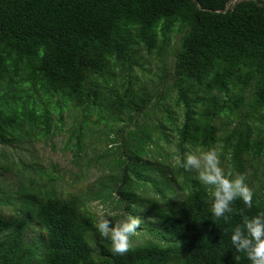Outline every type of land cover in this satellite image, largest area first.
Instances as JSON below:
<instances>
[{
    "label": "trees",
    "instance_id": "16d2710c",
    "mask_svg": "<svg viewBox=\"0 0 264 264\" xmlns=\"http://www.w3.org/2000/svg\"><path fill=\"white\" fill-rule=\"evenodd\" d=\"M198 2L0 0V163L14 164L8 147L57 135L68 114L76 165L91 138L105 147L84 165L110 171L98 190L75 193L59 173L19 162L16 191L0 180V264H237L236 255L250 264L230 237L264 211L263 178L261 187L250 178L264 164V0ZM176 31L172 83L157 96L135 70L142 49L164 56ZM152 105L156 122H140ZM172 134L176 155L219 146L230 171L246 176L252 207L237 199L231 220L214 222L196 173L154 148ZM95 200L145 220L126 255H113L94 227ZM34 220L46 234L30 241Z\"/></svg>",
    "mask_w": 264,
    "mask_h": 264
},
{
    "label": "rangeland",
    "instance_id": "374dc122",
    "mask_svg": "<svg viewBox=\"0 0 264 264\" xmlns=\"http://www.w3.org/2000/svg\"><path fill=\"white\" fill-rule=\"evenodd\" d=\"M181 36V32L176 31L173 34L174 40L170 44L169 50L165 53L164 56H159L158 51H154L153 53H148L145 49H142V62L143 67L137 68L135 70L136 75L141 79L139 81V86L143 89L148 90L152 94H157V96L162 95L167 92L168 87L172 83L173 72L175 69V50L177 47V41ZM153 96V95H152ZM156 96V97H157ZM154 98V100L156 99ZM162 104H166L168 107L175 109L174 99L165 98L161 101ZM150 110L152 111V115L140 117L139 121L143 120L149 123H155L156 117L155 114L157 112L154 110V105L151 106ZM161 116V115H160ZM159 116V117H160ZM74 118L65 114V121L62 126V130L58 131L57 135L51 136L49 139H39L35 141H25L20 144H17L13 147L6 148V156L9 160H12L14 164L12 167H8V169H4L2 163H0V180L6 178L7 184L16 191L18 187L21 185V181L19 179V175L16 171V168L20 167L18 163H24L25 165H35L38 167H44L47 170H50L52 173H59L61 177L64 179L63 189L70 192H85L86 190L96 191L99 188V183L102 178L106 177V174H109L108 167L105 165H101L98 162H94L90 167L86 168L84 163H86L88 158L95 157L98 150H103L105 144L100 143L98 148L95 144L94 139H89L87 144V154L80 161V165H76L74 162V157L71 148L66 146L69 137L71 136V128L72 122ZM260 126L264 129V124L261 123ZM168 132L169 128L166 129ZM175 134H172V143H166L164 139L156 145H154L155 149H159L163 151L164 155L169 154L172 157V163L175 162V157L177 156L175 151ZM74 141V140H73ZM111 143H108L110 147ZM156 146V147H155ZM98 148V149H97ZM200 149V148H191V150ZM218 152H221V148L218 146L216 148ZM0 147V152H1ZM201 150V149H200ZM0 160H5L0 154ZM221 164L225 168L226 172L230 171L227 165V159H221ZM170 167V166H169ZM171 168V167H170ZM264 168L261 165L258 169L251 168L250 169V178L252 182L256 186L261 187L260 177H262L264 181V175L262 170ZM83 172V175H79V173ZM82 176V177H81ZM80 180V181H77ZM72 183V185H70ZM152 191H148L147 194H152ZM183 194V192H181ZM180 195L176 194L174 197L176 199L179 198ZM143 197V195H141ZM161 205V202H158ZM107 209L112 213L113 217H118V220L122 218L123 209L119 210L118 208H113L112 206H105L101 200H95L91 203L92 212L95 214L101 208ZM143 210L145 208H142ZM151 209V208H150ZM148 213L149 210L145 209ZM153 212V211H152ZM8 211H3V214H7ZM97 218V217H96ZM148 219L151 221H155L156 214L153 212L152 215H148ZM143 220L142 223H144ZM142 226H144L142 224ZM45 231L41 228V225L34 220V226L31 228V231L28 234V239L30 241L39 240L45 237ZM140 238H132V243L135 244L141 240Z\"/></svg>",
    "mask_w": 264,
    "mask_h": 264
},
{
    "label": "clouds",
    "instance_id": "9594fccd",
    "mask_svg": "<svg viewBox=\"0 0 264 264\" xmlns=\"http://www.w3.org/2000/svg\"><path fill=\"white\" fill-rule=\"evenodd\" d=\"M190 149V146H187ZM175 162L185 171H194L196 179L208 189L210 213L213 221L231 220L233 203L239 199L249 209L252 207L253 191L248 186L246 176L225 170L221 164V154L216 148L189 150L183 156L177 155ZM94 227L99 235L110 242L109 251L123 256L133 249L132 237L141 228L140 216L127 215L119 220L112 219V213L101 207L96 212ZM231 243L237 253H243L250 264H264V211L242 219L231 233ZM239 264L240 255L234 256Z\"/></svg>",
    "mask_w": 264,
    "mask_h": 264
},
{
    "label": "water",
    "instance_id": "95a60500",
    "mask_svg": "<svg viewBox=\"0 0 264 264\" xmlns=\"http://www.w3.org/2000/svg\"><path fill=\"white\" fill-rule=\"evenodd\" d=\"M193 1H194L198 6H200L198 0H193ZM238 1H240V0H234V2H233V7L236 5V3H237Z\"/></svg>",
    "mask_w": 264,
    "mask_h": 264
}]
</instances>
